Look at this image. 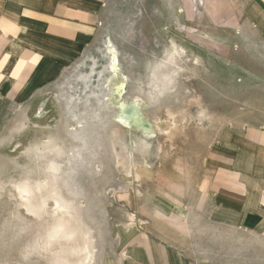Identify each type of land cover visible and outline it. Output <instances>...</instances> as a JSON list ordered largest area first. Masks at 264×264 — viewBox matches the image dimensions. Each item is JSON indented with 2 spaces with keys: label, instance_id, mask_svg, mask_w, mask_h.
<instances>
[{
  "label": "rangeland",
  "instance_id": "1",
  "mask_svg": "<svg viewBox=\"0 0 264 264\" xmlns=\"http://www.w3.org/2000/svg\"><path fill=\"white\" fill-rule=\"evenodd\" d=\"M96 1L90 45L0 100V264H118L137 202L195 197L207 149L264 125L253 0Z\"/></svg>",
  "mask_w": 264,
  "mask_h": 264
},
{
  "label": "crops",
  "instance_id": "2",
  "mask_svg": "<svg viewBox=\"0 0 264 264\" xmlns=\"http://www.w3.org/2000/svg\"><path fill=\"white\" fill-rule=\"evenodd\" d=\"M253 2L264 14V0ZM97 5L0 0V100L15 101L57 59L88 47ZM198 173L193 198L152 194L137 202L118 264H264V125L222 134Z\"/></svg>",
  "mask_w": 264,
  "mask_h": 264
},
{
  "label": "bare ground",
  "instance_id": "3",
  "mask_svg": "<svg viewBox=\"0 0 264 264\" xmlns=\"http://www.w3.org/2000/svg\"><path fill=\"white\" fill-rule=\"evenodd\" d=\"M109 52H110V59H111V62H112V64H111V68L113 69L114 68V64H115V59H116V52L113 50V49H111V50H109ZM93 67H91V69H92ZM102 72V71H101ZM92 74V73H91ZM101 75V74H100ZM99 75V76H100ZM122 87H123V84H116L115 85V91L118 93V95L121 93V91H122ZM114 91V92H115ZM137 104H136V110H137V108L139 107V105H141V104H139V102H136ZM135 107H133V108H129V107H127L126 105H123V104H121V108L123 109V113H124V115H127L129 112H130V109H135ZM133 111V110H132ZM135 113V112H134ZM140 113V112H139ZM141 126H142V129H144V130H147V128H148V126H147V124L145 125L144 123L143 124H141ZM140 126V127H141ZM150 129V128H149ZM150 132H151V130H150ZM142 143V142H141ZM143 144V143H142ZM139 145H141V144H139ZM147 145V144H146ZM144 146V145H143ZM149 146V145H148ZM145 148V147H144ZM30 188V187H29ZM60 201V200H59ZM56 203V202H55ZM57 204H60V202L59 203H56L55 205H56V207H57ZM44 205V204H43ZM62 206V205H61ZM44 207V206H43ZM42 207V208H43ZM60 207V206H59ZM63 207V206H62ZM64 208V207H63ZM56 210L58 209V208H55ZM68 209V208H67ZM60 211V210H59ZM58 211V212H59ZM62 213V212H61ZM60 213V214H61ZM63 214V213H62ZM62 216V215H61ZM64 216V215H63ZM60 218L61 217H58V219L60 220ZM57 219V218H56ZM64 220V219H63ZM56 221V220H55ZM66 222V221H65ZM59 223V222H58ZM60 223H62V225L60 226ZM60 223H59V226H57V227H62L63 226V222L62 221H60ZM63 227H65V224H64V226ZM68 228H71V227H68ZM62 229V228H61ZM65 229H67V228H65ZM70 230V229H69ZM62 231V230H61ZM62 232H65V231H62ZM71 232V231H70ZM69 231H68V234L70 233ZM74 232V231H73ZM72 232V233H73ZM65 234V233H64ZM67 234V235H68ZM73 235V234H72ZM64 236V235H63ZM65 236H66V234H65ZM71 235H69V237H70ZM85 236V235H84ZM72 242V241H71ZM74 242V241H73ZM73 244V243H72ZM77 244V243H76ZM92 244V243H91ZM74 245V244H73ZM79 245V244H78ZM89 245V244H88ZM91 246V245H90ZM76 247H78V246H76ZM87 247V246H86ZM79 249H80V247H78ZM88 248V247H87ZM87 248H85V245H84V249H87ZM91 248H92V246H91ZM83 249V250H84ZM77 250V249H76ZM82 252H83V250L82 249H80ZM89 250V249H88ZM88 250H87V252H88ZM82 252H80L79 251V253H81L82 254ZM85 252V251H84ZM86 253V252H85ZM89 253H90V251H89ZM92 254V253H91ZM82 255H84V253L82 254ZM85 255H87V253L85 254ZM90 255V254H89ZM88 255V256H89ZM86 257V256H85ZM65 259V258H64ZM86 260H88V259H86L85 258V262H86ZM89 262V261H88ZM88 264H90V262L88 263ZM92 264V263H91Z\"/></svg>",
  "mask_w": 264,
  "mask_h": 264
}]
</instances>
